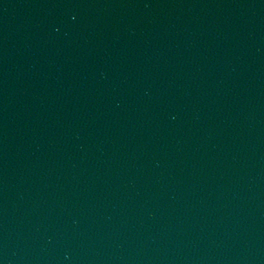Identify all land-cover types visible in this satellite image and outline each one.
<instances>
[{"label": "water", "instance_id": "1", "mask_svg": "<svg viewBox=\"0 0 264 264\" xmlns=\"http://www.w3.org/2000/svg\"><path fill=\"white\" fill-rule=\"evenodd\" d=\"M0 264H264V0H0Z\"/></svg>", "mask_w": 264, "mask_h": 264}]
</instances>
